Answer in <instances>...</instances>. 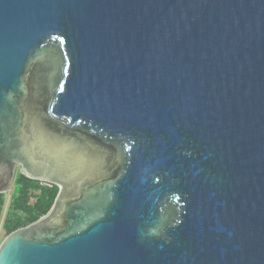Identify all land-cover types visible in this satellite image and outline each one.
<instances>
[{"label": "water", "instance_id": "95a60500", "mask_svg": "<svg viewBox=\"0 0 264 264\" xmlns=\"http://www.w3.org/2000/svg\"><path fill=\"white\" fill-rule=\"evenodd\" d=\"M58 187L0 264H264V0H0V193Z\"/></svg>", "mask_w": 264, "mask_h": 264}, {"label": "trees", "instance_id": "16d2710c", "mask_svg": "<svg viewBox=\"0 0 264 264\" xmlns=\"http://www.w3.org/2000/svg\"><path fill=\"white\" fill-rule=\"evenodd\" d=\"M57 193L56 185L42 184L17 172L2 222L5 236L45 215L53 205ZM4 194L0 193L1 211L5 203Z\"/></svg>", "mask_w": 264, "mask_h": 264}, {"label": "rangeland", "instance_id": "374dc122", "mask_svg": "<svg viewBox=\"0 0 264 264\" xmlns=\"http://www.w3.org/2000/svg\"><path fill=\"white\" fill-rule=\"evenodd\" d=\"M10 195L11 194L9 192L4 194L5 201L9 200ZM8 204H9V202L6 203V204L4 203V207H3V209H2V211L0 213V243L5 238V233H4V230L2 228V222H3L4 216H5V212H6L7 208H8Z\"/></svg>", "mask_w": 264, "mask_h": 264}, {"label": "crops", "instance_id": "0c3cea01", "mask_svg": "<svg viewBox=\"0 0 264 264\" xmlns=\"http://www.w3.org/2000/svg\"><path fill=\"white\" fill-rule=\"evenodd\" d=\"M9 199H10V197H9ZM8 202H9V200L5 201V204L8 203Z\"/></svg>", "mask_w": 264, "mask_h": 264}, {"label": "built area", "instance_id": "2783aa9c", "mask_svg": "<svg viewBox=\"0 0 264 264\" xmlns=\"http://www.w3.org/2000/svg\"><path fill=\"white\" fill-rule=\"evenodd\" d=\"M42 184H47V183H43V182H41ZM0 213H1V210H0Z\"/></svg>", "mask_w": 264, "mask_h": 264}]
</instances>
